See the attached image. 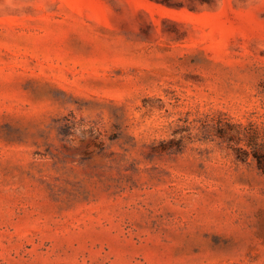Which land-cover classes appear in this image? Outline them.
<instances>
[{"label":"rangeland","instance_id":"obj_1","mask_svg":"<svg viewBox=\"0 0 264 264\" xmlns=\"http://www.w3.org/2000/svg\"><path fill=\"white\" fill-rule=\"evenodd\" d=\"M0 264H264V0H0Z\"/></svg>","mask_w":264,"mask_h":264}]
</instances>
